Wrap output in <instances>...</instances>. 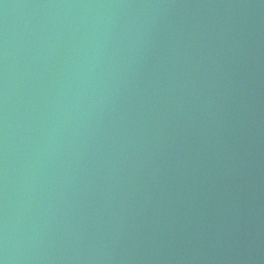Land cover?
<instances>
[{
	"label": "water",
	"instance_id": "95a60500",
	"mask_svg": "<svg viewBox=\"0 0 264 264\" xmlns=\"http://www.w3.org/2000/svg\"><path fill=\"white\" fill-rule=\"evenodd\" d=\"M0 264H264V0H0Z\"/></svg>",
	"mask_w": 264,
	"mask_h": 264
}]
</instances>
